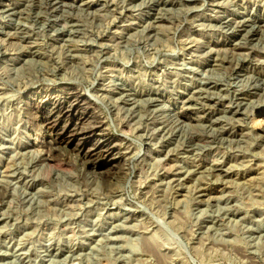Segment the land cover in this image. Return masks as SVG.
Segmentation results:
<instances>
[{
    "label": "rangeland",
    "instance_id": "374dc122",
    "mask_svg": "<svg viewBox=\"0 0 264 264\" xmlns=\"http://www.w3.org/2000/svg\"><path fill=\"white\" fill-rule=\"evenodd\" d=\"M60 85L107 180L28 102ZM263 87L264 0H0V264H264Z\"/></svg>",
    "mask_w": 264,
    "mask_h": 264
},
{
    "label": "bare ground",
    "instance_id": "6f19581e",
    "mask_svg": "<svg viewBox=\"0 0 264 264\" xmlns=\"http://www.w3.org/2000/svg\"><path fill=\"white\" fill-rule=\"evenodd\" d=\"M172 1V0H171ZM212 1V0H211ZM152 2V1H151ZM38 3V2H37ZM53 3V2H52ZM84 3V2H83ZM61 4V3H60ZM41 5V4H40ZM88 6V5H87ZM56 7V6H55ZM89 7V6H88ZM30 8V7H29ZM25 9V8H24ZM159 9V8H158ZM21 10V9H19ZM45 10V9H44ZM53 10V9H52ZM29 11V10H27ZM46 11V10H45ZM159 11V10H158ZM151 12V11H150ZM29 13V12H28ZM45 13V12H44ZM43 13V14H44ZM56 14V13H55ZM146 14V13H145ZM21 15V14H20ZM118 15V14H117ZM121 15V14H120ZM75 16V15H74ZM155 16V15H154ZM260 16V15H259ZM67 17V16H66ZM124 17V16H123ZM156 17V16H155ZM245 17V16H244ZM11 18V17H10ZM50 17L49 19H51ZM63 18V16H62ZM167 18V17H166ZM242 18V17H241ZM24 19V18H23ZM29 19V17H28ZM66 19V18H65ZM117 19V18H116ZM249 19V18H248ZM34 20V19H33ZM240 20V19H239ZM245 20V19H243ZM41 22V21H40ZM206 22V21H205ZM233 23V22H232ZM239 23V22H238ZM243 24V23H242ZM74 25V24H73ZM224 25V24H223ZM256 25V24H254ZM63 26V25H62ZM67 26V25H66ZM227 27V26H226ZM233 27V26H232ZM250 27V26H249ZM18 28V27H17ZM65 28V27H64ZM69 28V27H68ZM242 28V27H241ZM233 29V28H232ZM71 30V29H70ZM252 30V29H251ZM19 31V30H18ZM76 31V30H75ZM78 31V30H77ZM82 31V30H81ZM124 31V30H123ZM232 31V30H231ZM261 31V29H260ZM263 31V30H262ZM66 32V31H65ZM71 32V31H69ZM229 32V31H228ZM248 32V31H247ZM17 33V31H16ZM31 33V32H30ZM239 33V32H238ZM251 33V32H250ZM6 34V32H5ZM243 34V33H242ZM246 34V33H245ZM27 35V34H26ZM73 36V35H72ZM11 37V36H10ZM109 37V36H108ZM122 37V36H121ZM4 38V37H3ZM7 38V36H6ZM19 38V37H18ZM77 38V37H76ZM252 38V37H251ZM250 38V39H251ZM55 39V38H54ZM239 39V38H238ZM245 42V41H244ZM254 45V44H253ZM67 46V45H66ZM242 46V45H241ZM68 48V47H67ZM243 48V47H241ZM224 49V47H223ZM102 50V49H101ZM218 50V49H217ZM229 50V49H228ZM103 51V50H102ZM219 51V50H218ZM243 52V51H241ZM254 52V51H253ZM262 52V51H261ZM37 53V52H36ZM217 54V53H216ZM31 56V55H30ZM245 56V55H244ZM243 56V57H244ZM20 57V56H19ZM32 57V56H31ZM109 57V56H106ZM263 57V56H262ZM104 58V57H103ZM102 58V59H103ZM230 58V57H229ZM252 58V57H251ZM206 60V59H205ZM230 61V60H229ZM259 61V60H258ZM261 63V62H260ZM69 64V63H68ZM219 65L220 62H219ZM176 66V65H175ZM234 66V65H233ZM260 66V65H259ZM92 67V66H91ZM54 70V69H53ZM135 70V69H134ZM61 72V71H60ZM62 73V72H61ZM109 73V72H108ZM62 76V75H61ZM61 78V77H60ZM57 81V80H56ZM197 82V81H196ZM201 82V81H200ZM118 86V85H117ZM100 87V86H99ZM108 87V86H107ZM261 87V86H260ZM219 88V87H218ZM264 88V87H263ZM204 89V88H203ZM260 89V88H259ZM199 90V89H198ZM207 90V89H206ZM200 95V94H199ZM211 95V94H210ZM244 95V94H243ZM260 95V94H259ZM30 105L40 102L47 113L42 121L48 137L69 147L83 160L84 168L93 176L107 180L102 169L113 167L122 160L119 138L103 126L92 109L94 102L73 86L60 85L54 90H30L26 93ZM208 96V95H207ZM195 97V96H194ZM237 97V96H235ZM185 98V97H184ZM250 100V99H249ZM125 101V100H124ZM195 101V100H194ZM157 102V101H156ZM204 102V101H203ZM119 103V102H118ZM239 103V102H238ZM153 104V103H152ZM202 104V103H201ZM40 105V106H41ZM96 105V104H95ZM122 105V104H121ZM194 105V104H193ZM204 105V104H203ZM224 105V104H223ZM238 105V104H237ZM236 105V106H237ZM229 106V105H228ZM184 107V106H183ZM187 107V106H186ZM243 107V106H242ZM246 107V106H245ZM198 108V107H197ZM226 109V108H225ZM245 109V108H244ZM206 111V110H205ZM45 115V114H44ZM246 117V116H245ZM250 117V116H249ZM178 118V117H177ZM233 119V118H232ZM259 119V118H258ZM179 121V120H178ZM40 123V122H39ZM41 124V123H40ZM167 130V129H166ZM160 135V134H159ZM194 135V134H193ZM123 136H125L123 134ZM240 137V136H239ZM123 138V137H122ZM190 140V139H189ZM207 140V139H206ZM218 140V139H217ZM50 142V143H51ZM53 142V143H54ZM198 142V141H197ZM213 142V141H212ZM194 143V142H193ZM196 144V143H195ZM194 144V145H195ZM47 145H49L47 143ZM55 146V145H54ZM52 149V148H51ZM132 149V148H131ZM195 149V148H194ZM186 154V153H185ZM48 155V154H47ZM99 156V157H98ZM175 156V155H174ZM98 157V158H97ZM80 161V160H79ZM124 161V160H123ZM199 165V164H198ZM208 166V165H207ZM252 166V165H251ZM192 167V166H191ZM215 167V166H214ZM193 168V167H192ZM223 170V169H222ZM219 168L214 172H220ZM106 172V171H105ZM188 177V176H187ZM171 178V177H170ZM189 178V177H188ZM154 179V178H153ZM164 179V178H163ZM191 179V178H190ZM188 180V179H187ZM186 181V180H185ZM109 182V181H108ZM116 182V181H115ZM183 183V181L181 182ZM208 183V182H207ZM204 185V184H203ZM183 186V185H182ZM173 188V187H172ZM182 188V187H181ZM219 188V187H218ZM1 191V189H0ZM176 191V190H174ZM179 193V192H178ZM147 242V241H146ZM149 243V242H148ZM146 244V243H145ZM147 245V244H146ZM149 247V246H148ZM145 249V248H144ZM147 250V249H146ZM151 251V250H150ZM148 253V252H147ZM145 256V255H144Z\"/></svg>",
    "mask_w": 264,
    "mask_h": 264
}]
</instances>
